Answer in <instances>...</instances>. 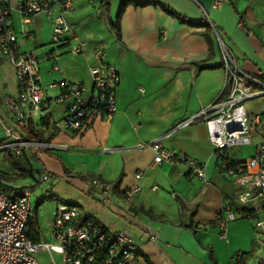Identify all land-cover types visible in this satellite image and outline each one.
Instances as JSON below:
<instances>
[{"label":"crops","instance_id":"1","mask_svg":"<svg viewBox=\"0 0 264 264\" xmlns=\"http://www.w3.org/2000/svg\"><path fill=\"white\" fill-rule=\"evenodd\" d=\"M153 1L166 4L190 22L204 23L208 17L232 50L238 66L247 74L264 79V0H228L218 8L211 7L213 0ZM108 3L106 8L97 0H74V8L65 12L72 35L62 42L52 41L50 20L42 14L34 15L24 28L34 35L35 47H41L39 73L51 118L60 119L66 105L55 100L57 88L46 86L68 79L84 81L90 87L89 67L95 62L97 49L105 50V61L113 64L119 74L117 109L95 115L79 129L52 132L44 131L46 122L39 117L38 110L30 114L37 132L53 136L49 141L25 136L31 143L21 148L20 154L10 147L7 151L15 156L21 171L29 170L31 176L19 174L21 171L7 161L5 168L0 169L7 179H0V183L14 194L27 186L28 177L32 186L39 185L40 171L47 179L60 177L63 193L58 192L55 206L59 202L77 205L82 214L108 231L129 233L135 247L129 264H233L236 254L248 253L246 263L259 246L261 240L256 232L260 229L245 218L235 219L227 223L225 237H219L214 217L225 203L235 201L237 186L218 168L204 116L176 127L222 94L225 70L215 33L212 29L209 32L210 45L203 35L204 26L179 21L159 4L147 3L125 7L120 15L118 38L107 16L113 19L110 12L114 10L116 14L119 0ZM77 40L84 42L85 49L74 55L67 44ZM25 42L30 40L24 38L22 44ZM52 50L59 54L57 59L47 57ZM1 59L2 146L13 140L10 133L14 131L13 117L4 108L2 97L17 95L18 85L12 65L5 57ZM261 97L264 96L246 103V112L251 117L258 115L260 120V133L253 134L254 141L264 140ZM153 140L203 163L206 181L183 163L152 164L153 152L141 144ZM252 152V145L239 146L231 150V155L241 160ZM1 153L6 155L5 151ZM37 161L42 163L41 169L34 166ZM140 171L141 191L126 200L124 190ZM94 178L108 184L105 194L91 185ZM153 185L158 187L155 191L151 189ZM32 216L37 240L45 239L39 231L34 208ZM199 223L203 226L197 230L193 226ZM150 236L155 239L150 240Z\"/></svg>","mask_w":264,"mask_h":264},{"label":"built area","instance_id":"2","mask_svg":"<svg viewBox=\"0 0 264 264\" xmlns=\"http://www.w3.org/2000/svg\"><path fill=\"white\" fill-rule=\"evenodd\" d=\"M226 1L213 0L211 7L218 8ZM74 6V0H0V54L12 65L18 85L17 95L2 97L4 108L13 117L14 131L10 133L13 140L1 147H11L15 154H20V149L31 143L20 132L27 126L29 115L37 110L39 117L46 121L44 131L52 132L56 129H79L95 115L109 114L117 109L119 74L113 64L105 61L104 49H97L94 53L95 62L89 67L90 87L84 81L68 79L52 81L46 86L47 89L57 88L59 92L55 100L66 105L63 116L55 120L51 118L48 97L41 85L38 52L20 48L24 38L34 41V35L24 26L37 14L50 20L53 42L71 37V24L65 12ZM14 14L21 21L20 42L13 22ZM206 20L215 33L221 65L225 70L222 94L194 117L178 122L176 127L191 124L204 116L207 138L214 147L218 168L237 186L235 201L225 203L213 220L219 237L223 239L227 223L235 219H248L256 229L264 231V140H252L253 134L260 133V120L258 115L251 117L245 107V102L251 98L264 96V79L249 75L238 66L232 50L219 37L208 17ZM67 47L74 55L85 49L84 42L79 40L68 43ZM47 57L57 59L59 54L52 50ZM141 145L153 152L152 164L183 163L189 171L206 181L203 163L165 148L158 140ZM248 145L253 146L249 156L241 160L232 158V149ZM135 174V181L124 190L126 200H131L141 191L139 181L142 173ZM41 178L47 179L45 174ZM91 185L102 194L108 191V184L99 178L92 179ZM33 188L26 186L12 195L0 191V264H42L34 254L43 250L50 255L49 264L130 263L135 251L130 234L123 230L103 231L93 218L82 214L80 208L71 203L56 205L49 225L50 239L34 241L28 235ZM157 188V185L151 186L153 191ZM202 226L199 223L193 227L198 230ZM149 239L153 241L155 237L150 236ZM51 253L58 255L57 261Z\"/></svg>","mask_w":264,"mask_h":264},{"label":"rangeland","instance_id":"3","mask_svg":"<svg viewBox=\"0 0 264 264\" xmlns=\"http://www.w3.org/2000/svg\"><path fill=\"white\" fill-rule=\"evenodd\" d=\"M114 3V2H113ZM115 4V3H114ZM111 16L114 17L115 12L113 10V12H110ZM14 25H15V31L17 36H19V42L20 40H22V36L20 34L21 31V21H19V18L16 14H14ZM51 33V32H50ZM30 41V42H25L24 44H22L20 46L21 49H33L35 47L34 43ZM41 47H35L34 49L38 50ZM2 58V55L0 54V59ZM2 60V59H1ZM59 91H57L56 94L57 95ZM51 96H53V94H51ZM264 97H261V99ZM254 99H259V98H254ZM251 99V100H254ZM249 101L245 102V107H246V103H248ZM2 148L0 145V169L3 170V168H5V163L8 161L7 156L6 155H2ZM6 154V153H5ZM15 157V156H14ZM17 162V159H15ZM9 164V162H8ZM33 164H35L34 166L37 169H41L42 168V163L40 161L34 162ZM10 165V164H9ZM45 174L42 173L40 171L39 176L37 175L38 178H40V183L39 185L37 184H33L34 188L31 190L32 195H31V199H30V206L32 208H35L37 203L39 202V204L37 205V211H36V221H38L39 224V231L42 233V235L44 236L45 239L49 240V236L48 235V219H51L53 216V212L56 209L55 203L54 201L56 200V198H58V192L59 193H63L62 191V186H63V181L60 177H50L48 179H42L41 176ZM31 178H26L25 180V184H27V186L32 187V185L30 184V180ZM0 191H2L3 193H6L8 195H12L13 192L10 191L9 188H7L4 184L0 183ZM60 203V202H59ZM81 210V209H80ZM34 219V216L31 217V220ZM248 220V219H246ZM256 237H258L261 241L259 243V246L257 247V249L253 252L252 256L250 257V259L244 263V264H256L259 258H264V231L261 230H257L256 232ZM53 259L55 261L58 260V255L55 253H51ZM34 256L36 257V259L42 263V264H49V262L51 261L50 255L47 251L43 250V251H39L36 252L34 254Z\"/></svg>","mask_w":264,"mask_h":264},{"label":"trees","instance_id":"4","mask_svg":"<svg viewBox=\"0 0 264 264\" xmlns=\"http://www.w3.org/2000/svg\"><path fill=\"white\" fill-rule=\"evenodd\" d=\"M97 2H98V4H101L103 6L105 5L106 8H108L109 0H97ZM147 3L159 4L161 7H163V9L168 14L174 16L175 18L177 17V19L179 21L187 22V23H189L190 25H193V26H204L205 31H204L203 35L207 38L208 42L211 45V42L209 40V32L212 29L211 28L212 26L209 24V22L206 19H205L204 23L203 22H193V21L190 22L183 15H180L179 13L175 12L170 7H168L166 4H164L162 2L160 3L158 1H153V0H119L118 9H117L116 14L113 17V19L107 16L109 25L114 30V32L116 33V36L118 38L120 37V32H119L120 15L123 12V10L125 9V7L128 6V5L144 6V5H147ZM40 118H42V117H40ZM27 121H28L27 126L24 129H22L21 132H20L23 137L26 136V137H28V138H30L32 140L34 139L35 141H49L52 138L53 135L44 136V135H42V133L40 131L37 132L33 128V124H32V121L30 120V118H28ZM8 149L9 148H3L2 150L5 151L9 164L12 165L15 169L21 171V169L19 168L18 164L16 163L15 157L9 151H7ZM19 174H21V175H26L27 174V175L31 176V173H30L29 170H26L25 173L23 171H21ZM0 179H5V180L7 179V176L2 171H0ZM38 204L39 203H37V205ZM37 205L34 208V212L35 213H36V210H37V207H38ZM30 216L28 218V235L34 241H37V239L39 237L37 236L36 231H35L36 230L35 226H34L35 223L31 220ZM95 223L98 224L100 226V228L103 229V231H107L106 227L103 226L102 224L98 223L96 220H95ZM246 254H248V253L236 254L237 256H236L235 261H234L233 264H244V260L247 257ZM258 264H264V261L259 260Z\"/></svg>","mask_w":264,"mask_h":264}]
</instances>
